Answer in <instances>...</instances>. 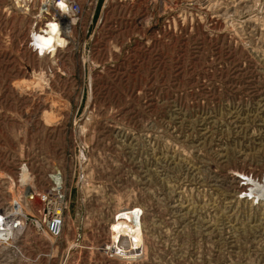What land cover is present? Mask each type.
<instances>
[{"label":"rangeland","instance_id":"rangeland-1","mask_svg":"<svg viewBox=\"0 0 264 264\" xmlns=\"http://www.w3.org/2000/svg\"><path fill=\"white\" fill-rule=\"evenodd\" d=\"M43 2L0 0V193L56 167L141 264H264V0H97L54 51Z\"/></svg>","mask_w":264,"mask_h":264},{"label":"built area","instance_id":"built-area-1","mask_svg":"<svg viewBox=\"0 0 264 264\" xmlns=\"http://www.w3.org/2000/svg\"><path fill=\"white\" fill-rule=\"evenodd\" d=\"M61 1L65 2L63 10L58 6ZM96 3L97 0H46L44 6L45 13L52 12V21L64 39L72 26L82 24L84 5L88 17L83 29L88 31ZM62 17L68 22H62ZM23 168L28 182L21 181ZM9 181L14 190L0 193V264H141L146 258L140 208L116 210L108 222L90 220L92 196L76 189L71 212L72 182L68 185L56 167L44 177L43 187H36L35 177L24 166L18 177ZM124 212L129 213L126 219ZM120 225L128 231H121ZM131 233H138L139 239Z\"/></svg>","mask_w":264,"mask_h":264},{"label":"bare ground","instance_id":"bare-ground-1","mask_svg":"<svg viewBox=\"0 0 264 264\" xmlns=\"http://www.w3.org/2000/svg\"><path fill=\"white\" fill-rule=\"evenodd\" d=\"M46 2V0H42V2ZM43 2V3H44ZM58 4V3H57ZM57 4H56V6H57ZM64 5H65V2L64 1H61L59 4H58V6L59 7H61L62 8V10H63V8H64ZM59 15V14H58ZM60 20L62 21V22H64L65 21V23L66 22H68V20L66 19V18H64V17H62V18H60ZM49 23H51V26H50V28L47 30V32H43V31H45V30H43L42 32V34H43V36H41V35H37V36H35L34 37V41H33V44L35 45V46H37V45H39V46H37L38 48L40 47V49H42L43 51L44 50H52V51H54L53 49H55V47H53V45H54V43H56V44H60V43H63V42H65V39H63L61 36H60V34L58 33V27H57V24L56 23H54L53 21L52 22H49ZM53 26H55V27H53ZM67 27V26H66ZM37 44V45H36ZM24 169V171H23V173L21 174V181H24V182H28V180H27V178H28V176H27V172H26V170H25V168H23ZM250 178V177H249ZM248 180H250V183H248V185H249V188H250V186L252 185V187H251V189H254V188H256V189H254V190H256V192L258 191L257 189H259V187H261V185H259V183H257L256 181H254V178H251V179H248ZM264 186V185H263ZM261 189V188H260ZM262 190V189H261ZM258 193V192H257ZM262 193V192H261ZM260 192H259V194H261ZM264 194V193H263ZM128 212V211H127ZM127 212H124L123 214H126L124 217H125V219L126 218H128L129 216V213H127ZM122 214V213H121ZM127 222V221H126ZM120 230L121 231H124V232H127L128 230L126 229V227L124 226V225H120ZM130 235H133V237H137V235H138V233H131ZM138 238V237H137ZM139 239V238H138Z\"/></svg>","mask_w":264,"mask_h":264},{"label":"snow or ice","instance_id":"snow-or-ice-1","mask_svg":"<svg viewBox=\"0 0 264 264\" xmlns=\"http://www.w3.org/2000/svg\"><path fill=\"white\" fill-rule=\"evenodd\" d=\"M53 27H55V26H53Z\"/></svg>","mask_w":264,"mask_h":264}]
</instances>
